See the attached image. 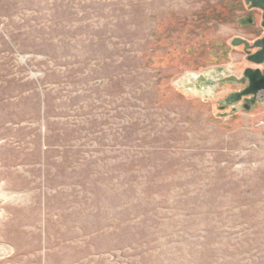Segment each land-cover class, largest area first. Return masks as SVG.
<instances>
[{
	"label": "rangeland",
	"instance_id": "1",
	"mask_svg": "<svg viewBox=\"0 0 264 264\" xmlns=\"http://www.w3.org/2000/svg\"><path fill=\"white\" fill-rule=\"evenodd\" d=\"M246 0H0V264H264V38Z\"/></svg>",
	"mask_w": 264,
	"mask_h": 264
},
{
	"label": "water",
	"instance_id": "2",
	"mask_svg": "<svg viewBox=\"0 0 264 264\" xmlns=\"http://www.w3.org/2000/svg\"><path fill=\"white\" fill-rule=\"evenodd\" d=\"M247 5L250 8H259L263 10V23L262 26L264 28V0H246ZM244 44L246 50L249 52L250 49L256 48L258 51L250 55L248 60L255 65L264 64V38L259 39L254 43L253 46L249 44V42L245 40H236L233 42V45H241ZM246 79L249 81V85L246 89H244L241 93H235L229 96L226 101V104H235L241 101L245 97L249 96H257L260 92L264 91V71L260 69H248L245 73Z\"/></svg>",
	"mask_w": 264,
	"mask_h": 264
}]
</instances>
